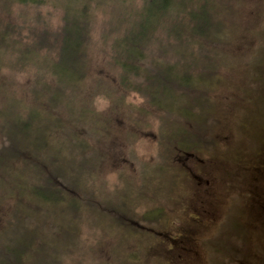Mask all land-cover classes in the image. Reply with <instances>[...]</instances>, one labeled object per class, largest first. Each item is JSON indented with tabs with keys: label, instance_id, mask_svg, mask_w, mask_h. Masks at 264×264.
Returning <instances> with one entry per match:
<instances>
[{
	"label": "trees",
	"instance_id": "trees-1",
	"mask_svg": "<svg viewBox=\"0 0 264 264\" xmlns=\"http://www.w3.org/2000/svg\"><path fill=\"white\" fill-rule=\"evenodd\" d=\"M243 2L0 0V205L10 204L13 239L0 264H81L66 259L85 219L97 225L107 215L121 216L128 234L138 230V219L148 220L149 212L139 215L127 194L120 201L111 199L115 193L99 195L97 180L107 162L100 144L116 139L112 122L93 108L99 92L114 107L125 106L124 94L139 96L166 128L160 137L170 155L212 159L224 151L213 148L220 143L211 124L219 118L210 95L226 83L217 73L239 36ZM257 2L251 9L260 12L264 29V0ZM97 26L108 50L104 66L118 73L115 86L92 68ZM246 28L264 44L255 24ZM4 71L21 75L23 86L4 80ZM260 144L257 160L264 152ZM168 175L186 177L176 164ZM183 226L173 233L184 232ZM163 236L178 241L168 232Z\"/></svg>",
	"mask_w": 264,
	"mask_h": 264
},
{
	"label": "rangeland",
	"instance_id": "rangeland-1",
	"mask_svg": "<svg viewBox=\"0 0 264 264\" xmlns=\"http://www.w3.org/2000/svg\"><path fill=\"white\" fill-rule=\"evenodd\" d=\"M255 3L244 0L242 4L243 15L237 18L239 36L226 48V68L220 67L217 73L226 83L210 95L219 118L210 123L219 134L215 137L219 147L213 148L224 150L216 157L170 155L168 143L160 137L166 128L139 96L124 94L125 106L114 107L102 92L96 95L93 108L112 122L116 138L113 144L110 140L100 144L107 162L97 180L99 195L105 199L115 193L111 199L120 201L127 194L139 215H149L148 220L138 219L133 225L138 230L129 234L121 216L107 215L97 225L85 217L75 239L76 249L66 260L81 264H264V152L255 158L260 142L264 144V44L262 38L253 40L246 34V23H253L255 33L264 35L260 12L251 9ZM54 24L58 25L57 20ZM107 53L97 26L92 68L110 77L115 86L118 73L105 68ZM2 76L22 86L25 82L12 71ZM6 81L2 86L8 92ZM175 164L184 170L185 179L168 175ZM157 179L164 182L159 187L154 185ZM9 206L0 205V256L8 239L13 240L7 224ZM118 221L116 228L113 224ZM180 225L184 232L173 233ZM166 232L178 241H163Z\"/></svg>",
	"mask_w": 264,
	"mask_h": 264
}]
</instances>
